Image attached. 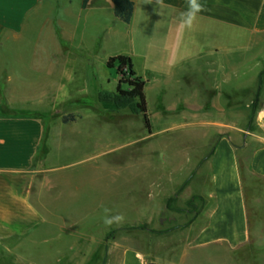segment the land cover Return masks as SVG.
<instances>
[{"label":"rangeland","instance_id":"374dc122","mask_svg":"<svg viewBox=\"0 0 264 264\" xmlns=\"http://www.w3.org/2000/svg\"><path fill=\"white\" fill-rule=\"evenodd\" d=\"M113 31L101 36L93 26L75 39L69 34L71 38L60 42V48L54 44L49 55L34 48L31 40H23L22 49L13 46L12 66L18 60L26 67L21 95L38 110L35 115L43 127L40 149L47 151L46 170L41 183L35 180L31 199L45 221L26 236L6 241L10 252L1 247L0 264H121L126 246L152 251L162 261L180 252L183 232L200 203L194 199L196 208L187 206L191 196L186 198L184 185L177 184L183 173L179 166L198 154L202 140L214 130L183 124L187 94L196 85L193 76L200 74L199 60L131 56L123 31ZM115 53L130 56L133 70L145 81L150 128L141 114L99 99L100 92H112L118 84L116 67L106 65ZM251 54L237 50L235 59L251 60ZM244 69L241 65L240 71ZM224 87L219 100L227 106L233 100L240 103L237 123L250 126L252 102L246 106L244 95L233 96L227 84ZM104 207L122 214L123 223L106 226ZM143 223L155 231L121 228ZM176 245L169 255L167 249ZM208 253L190 250L185 264H230L227 255ZM210 254L216 261L209 260ZM254 258L255 264H264V246Z\"/></svg>","mask_w":264,"mask_h":264},{"label":"crops","instance_id":"0c3cea01","mask_svg":"<svg viewBox=\"0 0 264 264\" xmlns=\"http://www.w3.org/2000/svg\"><path fill=\"white\" fill-rule=\"evenodd\" d=\"M133 1L131 20L125 23L114 15L111 0H87L85 6L82 0H0V249L10 252L6 241L26 236L45 221L31 199L35 180L41 183L46 170L47 151L40 149L43 127L38 110L21 95L26 67L18 60L12 66L13 46L22 49L23 40H31L49 55L54 44L60 48L64 39L94 26L101 36L123 31L131 56L199 60L183 124L214 129L198 154L179 166L183 173L177 184H184L186 198L199 196L200 204L177 257L162 261L152 251L126 246L121 264H185L190 250L225 254L230 264H255L264 246V73L258 85L264 69V0H199L204 11L191 28L181 23L188 0ZM242 49L252 52L251 60L235 59ZM225 54L228 59L221 60ZM241 65L246 69L240 71ZM224 84L233 96L244 95L246 106L258 96L250 126L237 123L240 103L227 106L219 100ZM205 94L212 99H199Z\"/></svg>","mask_w":264,"mask_h":264},{"label":"trees","instance_id":"16d2710c","mask_svg":"<svg viewBox=\"0 0 264 264\" xmlns=\"http://www.w3.org/2000/svg\"><path fill=\"white\" fill-rule=\"evenodd\" d=\"M113 3V13L116 17L124 21L125 23L130 22L134 1L133 0H111ZM87 0H82V5L85 6ZM106 65L108 67H116L118 77V84L116 89L112 92H100L99 99L101 101L113 103L116 109H129L132 113L141 114L143 116L144 123L147 128H150V122L148 118L147 103L144 92L145 81L138 75H136L133 70V65L131 58L124 54H116L109 56L106 60ZM264 73V69L260 71L258 85L260 86L262 79L261 76ZM121 83H126L127 87L125 89L121 88ZM258 96H255L251 103V113H253ZM186 183V182H184ZM184 185V184H183ZM194 199H199V196L192 195L187 200V206L196 208L194 204ZM141 228L150 231H155L150 229L146 223L137 226H122L121 228Z\"/></svg>","mask_w":264,"mask_h":264},{"label":"clouds","instance_id":"9594fccd","mask_svg":"<svg viewBox=\"0 0 264 264\" xmlns=\"http://www.w3.org/2000/svg\"><path fill=\"white\" fill-rule=\"evenodd\" d=\"M157 2H159V0H157ZM202 11H204V5L199 3V0H188L186 11L181 13V23L185 27L191 28L197 15ZM103 211V222L106 226L111 227L113 224L119 225L123 223L124 217L122 214H113L112 210L107 207H104Z\"/></svg>","mask_w":264,"mask_h":264},{"label":"water","instance_id":"95a60500","mask_svg":"<svg viewBox=\"0 0 264 264\" xmlns=\"http://www.w3.org/2000/svg\"><path fill=\"white\" fill-rule=\"evenodd\" d=\"M147 264H153L152 262H148Z\"/></svg>","mask_w":264,"mask_h":264}]
</instances>
